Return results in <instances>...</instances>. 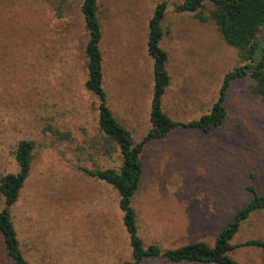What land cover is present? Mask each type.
Masks as SVG:
<instances>
[{
	"label": "rangeland",
	"instance_id": "obj_1",
	"mask_svg": "<svg viewBox=\"0 0 264 264\" xmlns=\"http://www.w3.org/2000/svg\"><path fill=\"white\" fill-rule=\"evenodd\" d=\"M184 1L98 0L108 106L136 144L150 129L154 60L148 37L158 4L168 2L160 46L168 54L171 83L163 110L174 121L208 114L225 76L245 65L212 21L176 11ZM82 3L0 0V177L17 172L16 145L33 141L30 176L11 212L32 264L132 260L118 193L85 172L118 170L122 156L99 130V99L84 86L88 33ZM212 9L207 3L201 14ZM258 39L264 46V29ZM249 84H232L220 127L210 133L175 130L145 147L132 206L147 246L213 244L252 199L249 187L264 196V103L251 95ZM252 239L264 240V211L243 224L233 243ZM231 256L264 264L259 248L239 246Z\"/></svg>",
	"mask_w": 264,
	"mask_h": 264
},
{
	"label": "trees",
	"instance_id": "obj_2",
	"mask_svg": "<svg viewBox=\"0 0 264 264\" xmlns=\"http://www.w3.org/2000/svg\"><path fill=\"white\" fill-rule=\"evenodd\" d=\"M213 9L203 16L205 4ZM168 2L157 5L149 23L148 50L154 60V89L150 110V129L139 143H135L131 132L121 124L108 106L104 88V59L101 50L103 38L99 19L98 0H83L81 12L85 20L88 41L85 46L87 78L85 88L99 99L98 127L101 133L120 150V169L85 170L93 179L113 187L119 196V209L123 213L122 223L128 234L132 260L120 264H144L158 260L170 264H242L231 253L239 246L264 250V240L252 239L242 245L233 242L241 228L252 215L264 211V196L255 187H249L252 199L219 232L215 242H194L177 248L163 249L158 244L146 245L138 228V216L132 202L140 189L143 176L141 155L152 141L162 140L173 131L197 130L210 133L226 120L228 112L225 101L232 84L247 80L251 95L264 103V46L258 34L264 29V0H185L175 9L177 12H198L201 21H212L223 41L237 50L245 65L228 73L211 111L200 119L178 122L163 110V98L171 83L167 69L168 54L161 48L163 38L162 22ZM35 143L20 141L14 150L17 172L0 177V194L4 208L0 212V263L32 264L26 257L18 231L12 219V209L30 176Z\"/></svg>",
	"mask_w": 264,
	"mask_h": 264
}]
</instances>
